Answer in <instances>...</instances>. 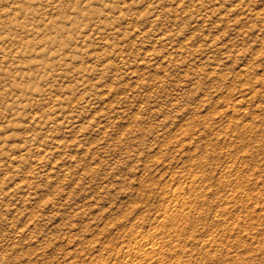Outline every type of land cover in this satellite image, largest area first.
<instances>
[{
    "label": "rangeland",
    "instance_id": "obj_1",
    "mask_svg": "<svg viewBox=\"0 0 264 264\" xmlns=\"http://www.w3.org/2000/svg\"><path fill=\"white\" fill-rule=\"evenodd\" d=\"M0 264H264V0H0Z\"/></svg>",
    "mask_w": 264,
    "mask_h": 264
}]
</instances>
